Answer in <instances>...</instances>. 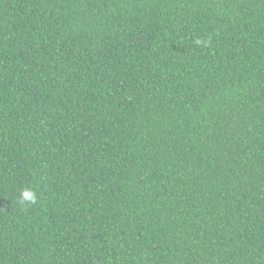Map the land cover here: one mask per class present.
<instances>
[{
	"label": "trees",
	"instance_id": "16d2710c",
	"mask_svg": "<svg viewBox=\"0 0 264 264\" xmlns=\"http://www.w3.org/2000/svg\"><path fill=\"white\" fill-rule=\"evenodd\" d=\"M0 264H264V0H0Z\"/></svg>",
	"mask_w": 264,
	"mask_h": 264
},
{
	"label": "clouds",
	"instance_id": "9594fccd",
	"mask_svg": "<svg viewBox=\"0 0 264 264\" xmlns=\"http://www.w3.org/2000/svg\"><path fill=\"white\" fill-rule=\"evenodd\" d=\"M197 44L200 43L199 40L196 41ZM20 203H35L36 202V194L31 189H24L19 197Z\"/></svg>",
	"mask_w": 264,
	"mask_h": 264
}]
</instances>
